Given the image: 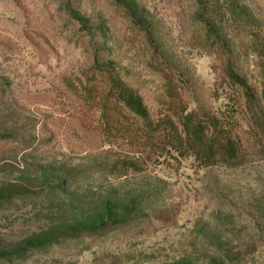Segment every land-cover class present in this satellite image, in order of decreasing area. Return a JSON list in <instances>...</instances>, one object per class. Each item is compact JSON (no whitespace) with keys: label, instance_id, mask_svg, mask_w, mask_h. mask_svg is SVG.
I'll return each mask as SVG.
<instances>
[{"label":"rangeland","instance_id":"rangeland-1","mask_svg":"<svg viewBox=\"0 0 264 264\" xmlns=\"http://www.w3.org/2000/svg\"><path fill=\"white\" fill-rule=\"evenodd\" d=\"M207 3L203 12L199 0H0V264H264V0ZM96 56L154 121L179 123L183 110L218 119L242 139L243 164L93 172L103 160L86 139L93 111L80 85ZM39 141L49 144L27 151Z\"/></svg>","mask_w":264,"mask_h":264},{"label":"trees","instance_id":"trees-1","mask_svg":"<svg viewBox=\"0 0 264 264\" xmlns=\"http://www.w3.org/2000/svg\"><path fill=\"white\" fill-rule=\"evenodd\" d=\"M199 1L204 7L202 11L206 12L208 0ZM147 34L149 37L150 33ZM206 35L210 45L216 48L220 36L210 23H206ZM226 74L230 81L244 90L249 103L253 104L254 95L247 82L232 68H228ZM80 86L82 100L93 111L89 117L91 121L86 123L84 129L86 139L96 145L95 152L103 160L98 170L91 169L93 172H102L111 179H119L142 175L160 165L171 167L172 160L180 165L182 160L193 158L200 168L205 169L239 167L244 162L242 139L226 129L218 119L213 117L206 120L196 113L183 110L177 116L179 123L171 116H162L154 121L143 98L112 69L104 67L97 56L86 75V83ZM78 119H84V115ZM48 144L39 141L27 145L26 149L29 152L37 151ZM5 201L0 199V204ZM179 211L178 207L171 213L162 212L155 218L165 222L171 218L170 215H178ZM128 224H112L98 230L80 229L64 233L61 238L101 237ZM45 246L29 244L28 251H39Z\"/></svg>","mask_w":264,"mask_h":264}]
</instances>
